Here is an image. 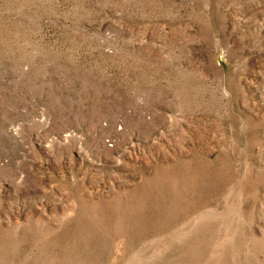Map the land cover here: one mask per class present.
Returning a JSON list of instances; mask_svg holds the SVG:
<instances>
[{
  "label": "rangeland",
  "instance_id": "rangeland-1",
  "mask_svg": "<svg viewBox=\"0 0 264 264\" xmlns=\"http://www.w3.org/2000/svg\"><path fill=\"white\" fill-rule=\"evenodd\" d=\"M0 264H264V0H0Z\"/></svg>",
  "mask_w": 264,
  "mask_h": 264
}]
</instances>
